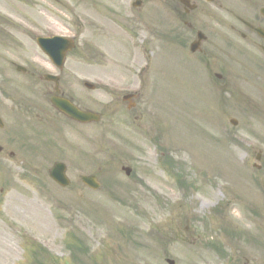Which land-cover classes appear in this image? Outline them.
I'll return each mask as SVG.
<instances>
[{"label":"rangeland","instance_id":"374dc122","mask_svg":"<svg viewBox=\"0 0 264 264\" xmlns=\"http://www.w3.org/2000/svg\"><path fill=\"white\" fill-rule=\"evenodd\" d=\"M178 10L171 0L139 9L130 0H0V264H217L209 241L232 247L239 233L264 229V56L210 22L212 38L229 41L210 48L226 51L230 67L224 99L207 105L187 80L195 30ZM56 34L75 41L60 87L101 111L98 125L43 111L49 84L38 74L59 71L35 37ZM111 85L136 90L135 115L112 105L121 94ZM55 160L67 166V187L47 175ZM86 173L97 190L80 182Z\"/></svg>","mask_w":264,"mask_h":264},{"label":"flooded vegetation","instance_id":"af4514ba","mask_svg":"<svg viewBox=\"0 0 264 264\" xmlns=\"http://www.w3.org/2000/svg\"><path fill=\"white\" fill-rule=\"evenodd\" d=\"M188 1L189 7L177 3L179 8L177 15L182 17L181 21L187 26L189 32L195 30L196 33L201 31L204 34V37L202 36L203 40L198 46L197 51L193 53L195 58L193 62L194 68L192 69L193 82L206 92L214 90L216 95H221L228 88V86L223 84L228 67V63L226 62V51L225 57L220 56V58L213 54L210 48V42L215 41L214 43H216L217 47L220 49L223 44L227 46L229 41L225 39L218 42L213 39L210 33V22L216 21V23H219V27L224 31L227 37L228 35L235 37V33H237L242 39H245L246 35L252 31L250 27L251 23L258 20L255 16L256 6L260 3L264 6V0ZM245 14L247 16H252V21L246 22L241 16ZM243 29L246 31H243ZM257 45L260 48L262 43H257ZM222 49L224 50V48ZM54 94V91L50 92L47 90L46 92L48 98ZM63 95H65V92L60 91V96ZM127 104H134L131 109L136 106L134 102ZM139 114L142 115V113ZM253 232L255 234L248 235L247 237L250 239H245L244 244H240L237 248L225 247L220 244L218 246L220 254L216 256L218 261L222 262L226 258V264H264V229L262 231L253 230ZM226 248H230L233 251L224 256L223 254L226 252Z\"/></svg>","mask_w":264,"mask_h":264},{"label":"water","instance_id":"95a60500","mask_svg":"<svg viewBox=\"0 0 264 264\" xmlns=\"http://www.w3.org/2000/svg\"><path fill=\"white\" fill-rule=\"evenodd\" d=\"M40 41V40H39ZM41 47L43 50L49 55V57L54 60L57 64H60L64 58V53L66 50L72 47V43L70 41H64L59 39L54 40H41ZM54 105L64 112L65 114L74 117L75 119L81 121H87L90 119H98V116L91 113H82L79 112L76 108H74L69 102L62 99H53ZM65 167L60 163H55L53 167L49 170V175L53 178L57 183L61 185H66L68 183L67 178L64 175ZM126 174L129 173V169H124ZM86 184L90 187H97L98 184L94 181L92 177H83L82 178Z\"/></svg>","mask_w":264,"mask_h":264}]
</instances>
